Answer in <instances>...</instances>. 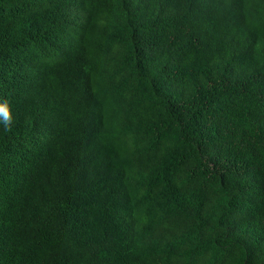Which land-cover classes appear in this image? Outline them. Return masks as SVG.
<instances>
[{
    "label": "trees",
    "instance_id": "trees-1",
    "mask_svg": "<svg viewBox=\"0 0 264 264\" xmlns=\"http://www.w3.org/2000/svg\"><path fill=\"white\" fill-rule=\"evenodd\" d=\"M0 264H264V0H0Z\"/></svg>",
    "mask_w": 264,
    "mask_h": 264
},
{
    "label": "clouds",
    "instance_id": "clouds-1",
    "mask_svg": "<svg viewBox=\"0 0 264 264\" xmlns=\"http://www.w3.org/2000/svg\"><path fill=\"white\" fill-rule=\"evenodd\" d=\"M13 120L14 116L10 100L8 98H0V125L10 128Z\"/></svg>",
    "mask_w": 264,
    "mask_h": 264
}]
</instances>
